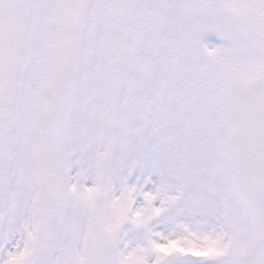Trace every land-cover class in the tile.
Returning <instances> with one entry per match:
<instances>
[{
	"label": "snow or ice",
	"instance_id": "obj_1",
	"mask_svg": "<svg viewBox=\"0 0 264 264\" xmlns=\"http://www.w3.org/2000/svg\"><path fill=\"white\" fill-rule=\"evenodd\" d=\"M0 264H264V0H0Z\"/></svg>",
	"mask_w": 264,
	"mask_h": 264
}]
</instances>
